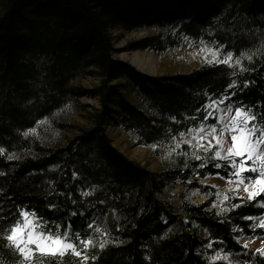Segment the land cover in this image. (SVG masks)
I'll list each match as a JSON object with an SVG mask.
<instances>
[{
    "label": "trees",
    "instance_id": "1",
    "mask_svg": "<svg viewBox=\"0 0 264 264\" xmlns=\"http://www.w3.org/2000/svg\"><path fill=\"white\" fill-rule=\"evenodd\" d=\"M120 26L159 30L131 42L129 50L162 54L192 39L236 56L249 53L252 60L242 61L243 72L205 64L190 72L148 76L113 57L117 51L110 29ZM90 73L102 78L98 86L74 84ZM246 80L250 84L244 89ZM233 81L232 99L264 113V0H0V236L15 222L18 207L62 225L71 219L82 235L90 231L91 239L95 226L113 213L116 231L103 239L108 241L104 250L96 237L89 250L90 257H98L95 264H227L210 256L245 251L237 242L241 235H264V229L253 231L252 220L243 219L264 215L258 207L264 195L249 202L229 193L219 211L213 206L215 189L200 180L217 173L235 178L226 166H214L226 162L201 150L193 156L183 144L163 170L151 171L116 149L105 125L132 133L134 146H165L189 128L215 123L204 121L203 105L209 96L225 95ZM82 95L100 100L93 127L56 119ZM45 120L51 129L75 134L63 145L25 135ZM15 152L20 156L10 160ZM202 163L207 166L200 168ZM179 182L187 190L176 207L161 196ZM196 190L209 193V200L195 203L191 192ZM72 212L78 215L72 217ZM96 214V224L88 230L85 224ZM255 261L264 264L259 254ZM0 264H11L2 249Z\"/></svg>",
    "mask_w": 264,
    "mask_h": 264
},
{
    "label": "snow or ice",
    "instance_id": "2",
    "mask_svg": "<svg viewBox=\"0 0 264 264\" xmlns=\"http://www.w3.org/2000/svg\"><path fill=\"white\" fill-rule=\"evenodd\" d=\"M217 55L218 53L213 54V59L208 61L209 65L223 64L233 68L241 63L239 59L235 61V64L232 63V52H228L223 60L216 59ZM248 60L251 61L252 57L249 56ZM241 71L243 72L244 69L241 68ZM249 84L250 82L246 80L243 88L247 89ZM234 87L233 81L225 89V95L222 97L207 98V102L203 105L204 121L211 119L215 123L207 125V128L203 124L199 129L189 128L188 131L195 134L192 139L184 142L192 148V141L198 137V147H202L205 153L215 149L212 159L226 162L225 165L216 163L215 168L221 169L224 166L229 168L228 175L236 178L231 181L237 185L235 191L242 190L247 193V200L252 202L264 195V123L260 121L264 113L258 114L243 101L233 100L232 97L236 95V92L231 91L229 94V91ZM259 106L258 102L257 107ZM173 121L175 122V118ZM202 133H206L208 138L205 139ZM183 135L181 133V136ZM2 151L3 149H0V152ZM9 159L11 160V157ZM195 159L200 160L201 157L196 156ZM206 166V164H200V168ZM245 173L249 174L246 178ZM73 178H76L75 172ZM241 185H243L242 189ZM84 195L87 196L88 193L85 192ZM234 199L242 201L244 198L237 196ZM213 206L215 207V204ZM233 207L239 208L241 204H235ZM258 207H264V202H261ZM49 208L52 210L54 205H50ZM70 215L75 217L78 213L72 212ZM79 215L83 217L85 214L81 212ZM0 219L4 218L0 217ZM243 219L254 221L256 217L246 216ZM184 223L187 224L188 221ZM93 225L94 217L86 222L85 227L91 230ZM255 227L264 229V216L261 217L260 224ZM255 227L252 228L253 231ZM6 231V235L0 236V241H3L0 249L6 253V259H9L11 264H88L90 259L92 264H95L98 259L96 256H89V250L95 247L90 238V231L82 235L79 229L74 228L71 219L62 225L56 220H45L37 215L34 209H29L27 206L18 207L17 218ZM107 243V240H102L99 243V249L104 250ZM208 247H212L211 243ZM243 248L247 249V244L243 245ZM243 254L249 255L248 252ZM255 254H259L264 259V248L256 249L253 255Z\"/></svg>",
    "mask_w": 264,
    "mask_h": 264
},
{
    "label": "rangeland",
    "instance_id": "3",
    "mask_svg": "<svg viewBox=\"0 0 264 264\" xmlns=\"http://www.w3.org/2000/svg\"><path fill=\"white\" fill-rule=\"evenodd\" d=\"M158 28H143L134 31H128L124 28L114 27L110 29L111 36L113 38V44L117 52L113 54V57L119 60H125L122 58L125 54L132 55L134 53H139L141 55H151L153 56L155 62V67L157 71L155 76H165L169 74H176L178 72H190L191 70L198 68L202 65L208 64V61L213 59V54L218 53L216 59L223 60L228 52H225L222 47H219L215 44L208 43L207 41H194L192 39H186L183 46L178 48H173L165 53L156 54L150 52L148 50H129V44L133 41L139 40L145 36L153 35L158 32ZM249 53H244L241 56H236L233 53L232 63L235 64V61L239 59L241 61L240 65H236L233 68L241 70L242 61L244 59H248ZM127 63L133 65L131 62L127 61ZM136 69L135 65H133ZM92 70V69H91ZM94 71L97 68L93 69ZM140 69H137L139 71ZM142 71V70H141ZM140 72V71H139ZM149 75V74H148ZM102 78L90 73L84 78L77 80L74 84L78 87L92 89L98 86L101 83ZM125 81V80H123ZM113 83H116L113 82ZM128 97L134 101L141 108L146 109L143 102L133 94L128 93ZM100 108V100L98 98H93L88 95H82L78 98V100L70 104L64 110L56 115V119L60 122H70L73 124L80 125L84 128L93 127V114L96 112V109ZM216 115H220V113H216ZM234 115V113H232ZM211 123L204 124L207 128V125ZM43 126V127H42ZM51 122L45 120L41 122L37 127L27 130L26 136H35L42 140L45 144H55V145H63L67 142V140L72 137L75 132H64L58 129H51ZM192 128V129H199ZM105 132L109 136L112 141L113 146L122 152L125 156H127L131 160L138 161L143 165H147L148 169L151 171H161L164 169L165 164L176 156V151L180 149L181 145L187 144L184 141L192 139L195 133L187 132L184 133L183 136L179 135L176 139L165 146L160 147H144V146H134L135 137L130 132L123 131L121 128L108 123L105 125ZM207 139L206 133H202ZM193 147L190 148L191 154L194 156L198 153V151H204L202 147H198V137L196 140L192 141ZM188 145V144H187ZM215 149L210 150L214 155ZM205 152V151H204ZM20 156V153H10L9 157L16 158ZM247 173H245V178L247 177ZM234 179H226L221 178V176H214L207 179L200 180L202 184L215 185L214 189H216V208L221 211L224 208V203L226 202L225 197L227 194H231L233 196H239L243 198H247V193L236 192L235 189L237 185L234 182ZM243 188V185L240 186ZM187 187L186 183L179 182L175 188H169L164 191L162 195L163 199H166L176 207L181 206V197L186 193ZM192 199L195 203H203L209 200L210 194L206 193L201 195L199 191L191 192ZM113 213L107 217V220L101 224H97L94 229L92 241H94V237L98 240H103L105 238L113 236L116 229L112 226L111 217ZM261 219H255L253 221L254 227L259 225ZM99 229V231H97ZM107 233V235H104ZM201 234L203 237H208V233L205 230H201ZM238 241L245 245L247 244V251L249 255L245 256L243 253H231L221 254L214 253L210 256L212 259L222 258L228 261L229 264H255L253 261H248L247 257L253 256L256 249L264 248V236H257L255 238H250L247 236H242L238 238Z\"/></svg>",
    "mask_w": 264,
    "mask_h": 264
},
{
    "label": "bare ground",
    "instance_id": "4",
    "mask_svg": "<svg viewBox=\"0 0 264 264\" xmlns=\"http://www.w3.org/2000/svg\"><path fill=\"white\" fill-rule=\"evenodd\" d=\"M122 58L126 59L127 61L131 62L133 65L138 67L142 72L146 74H155L157 71L155 60L151 55H141L139 53H134L131 56L125 54ZM155 61V62H154Z\"/></svg>",
    "mask_w": 264,
    "mask_h": 264
},
{
    "label": "water",
    "instance_id": "5",
    "mask_svg": "<svg viewBox=\"0 0 264 264\" xmlns=\"http://www.w3.org/2000/svg\"><path fill=\"white\" fill-rule=\"evenodd\" d=\"M121 61H123V62H126L127 63V61H125V60H121ZM131 65V64H130ZM133 66V65H132ZM137 69H139V68H137ZM141 73H143V74H146V73H144V72H142L141 70H139ZM148 75V74H147ZM150 76H155V75H150Z\"/></svg>",
    "mask_w": 264,
    "mask_h": 264
}]
</instances>
